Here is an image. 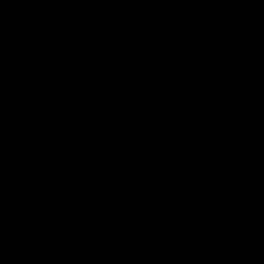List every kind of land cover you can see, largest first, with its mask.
<instances>
[{
    "label": "water",
    "instance_id": "water-1",
    "mask_svg": "<svg viewBox=\"0 0 264 264\" xmlns=\"http://www.w3.org/2000/svg\"><path fill=\"white\" fill-rule=\"evenodd\" d=\"M0 264H264V0H0Z\"/></svg>",
    "mask_w": 264,
    "mask_h": 264
}]
</instances>
